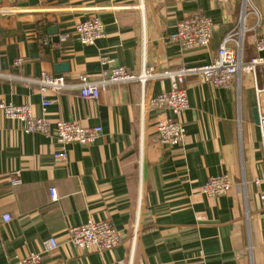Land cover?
<instances>
[{"label": "crops", "instance_id": "crops-1", "mask_svg": "<svg viewBox=\"0 0 264 264\" xmlns=\"http://www.w3.org/2000/svg\"><path fill=\"white\" fill-rule=\"evenodd\" d=\"M239 1L0 0V98L29 104L52 121L101 127L93 143L67 144L58 160L55 136L25 133L0 112V214L10 215L0 220V264L42 251L52 236L58 246L42 253L46 264H264V182L256 183L264 156L252 112L259 104L264 114V92L261 103L249 74L224 87L186 74L185 136L169 147L157 142L154 127L170 113L148 105L171 87L160 73L212 62L222 37L238 26ZM249 3L264 23V0ZM195 12L211 19V39L205 49L184 51L166 37ZM91 18H99L104 36L82 44L74 27ZM255 19L246 15V29ZM251 32L242 39L244 60L255 54ZM17 58L22 62L14 65ZM117 65L154 75L109 85L96 100L79 96V76L98 80ZM47 73L63 75L65 89L42 90L38 78ZM256 77L264 87V67ZM249 79L252 89L243 92L251 99L244 100L241 83ZM43 98L51 103L42 114ZM226 173L233 184L226 195L202 192L209 176ZM104 219L119 232L114 248L84 252L67 242L70 225Z\"/></svg>", "mask_w": 264, "mask_h": 264}, {"label": "built area", "instance_id": "built-area-1", "mask_svg": "<svg viewBox=\"0 0 264 264\" xmlns=\"http://www.w3.org/2000/svg\"><path fill=\"white\" fill-rule=\"evenodd\" d=\"M239 2L238 26L222 37L217 56L212 62L197 66H182L178 70L165 71L159 74L171 80V87L168 91L160 92L151 97L148 105L151 108H160L170 113V116L160 118L154 127L156 140L162 147L178 145L184 140L183 114L188 108V97L181 84L184 82L183 79L186 74L197 72L215 87L238 84L242 74H249L255 81L254 90L256 95L259 96V93L264 92V87L259 86L256 77L258 71L264 67V23L261 22L258 12L250 5L249 0H240ZM248 13L254 14L256 21L253 27L246 29L244 22ZM212 29L211 19L201 12H195L177 21L175 30L166 37V40L178 45L184 51L188 49H205L209 45ZM74 30L78 41L86 45H91L104 36V29L99 18L81 21L75 25ZM248 31L251 32L255 54L244 60L242 59V39ZM21 62L22 60L17 58L14 65H19ZM100 74L98 80H91L84 74L79 76L78 92L82 99L96 100L99 97L100 90L109 85L130 83L135 82V80L145 83L146 79L153 77L154 72L151 68H144L141 72L134 73L124 66L117 65L103 70ZM38 82L42 85V90H50L55 93L61 92L67 86L63 75L42 74L38 78ZM50 103L51 101L45 98L42 99V114ZM257 107L258 128L261 134L260 148L264 156V114L259 112V104ZM0 112L5 118L18 121L25 133L37 132L46 136H55L60 149L53 154L58 160H65L66 154L64 151L67 144L89 145L100 137L101 133V127L99 126H81L75 122L61 119L52 121L46 119L43 115H35L29 104H9L2 98H0ZM9 181L13 186L20 183L18 171L11 172ZM262 182H264V173L260 179L256 180L258 184ZM232 185L230 177L226 173L209 176L201 189L208 197H219L226 195ZM49 189L50 198L56 200L58 198L56 189L54 187ZM259 201L264 206V191L260 192ZM0 220L8 222L10 215L0 214ZM66 235L69 244L84 252L103 253L120 243L119 232L107 219L88 220L81 225H70L66 230ZM43 243L44 248L42 251L30 252L25 257L18 258L12 264H46L42 253L56 248L58 242L52 236Z\"/></svg>", "mask_w": 264, "mask_h": 264}, {"label": "rangeland", "instance_id": "rangeland-1", "mask_svg": "<svg viewBox=\"0 0 264 264\" xmlns=\"http://www.w3.org/2000/svg\"><path fill=\"white\" fill-rule=\"evenodd\" d=\"M242 76H243V74H242ZM242 96H243V98H244V100H250L251 98H250V96H246V95H244V93L246 92V91H244L243 92V89H245V90H247V89H252V86H253V81H252V79L250 80L249 79V81H245V82H243L242 81ZM260 95V99H261V103H262V100H263V98H262V94L260 93L259 94ZM254 99V98H253ZM263 103H264V101H263Z\"/></svg>", "mask_w": 264, "mask_h": 264}, {"label": "water", "instance_id": "water-1", "mask_svg": "<svg viewBox=\"0 0 264 264\" xmlns=\"http://www.w3.org/2000/svg\"><path fill=\"white\" fill-rule=\"evenodd\" d=\"M59 66L60 67L58 69L63 71L64 69H66L67 65H65V63H64V64L59 65ZM252 112L254 113V121L256 124H258L259 118H258V113L256 112V109H253Z\"/></svg>", "mask_w": 264, "mask_h": 264}]
</instances>
